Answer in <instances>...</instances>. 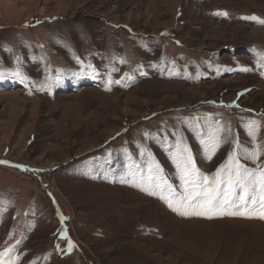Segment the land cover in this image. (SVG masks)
Here are the masks:
<instances>
[{"label": "rangeland", "instance_id": "rangeland-1", "mask_svg": "<svg viewBox=\"0 0 264 264\" xmlns=\"http://www.w3.org/2000/svg\"><path fill=\"white\" fill-rule=\"evenodd\" d=\"M251 17L264 0H0V264H264ZM188 157L201 179L238 158L218 198L248 215L170 209L199 191Z\"/></svg>", "mask_w": 264, "mask_h": 264}, {"label": "snow or ice", "instance_id": "snow-or-ice-1", "mask_svg": "<svg viewBox=\"0 0 264 264\" xmlns=\"http://www.w3.org/2000/svg\"><path fill=\"white\" fill-rule=\"evenodd\" d=\"M250 19L257 20L256 17H251ZM258 23L264 24V20H257ZM246 71L248 69H245ZM255 121L250 122L254 124ZM214 151V148L212 149ZM183 151H187L184 149ZM257 156L256 152L251 153L250 157L245 158H255ZM230 163L226 166H221L217 169L216 174L213 178L200 177V174L195 169L191 157H188L186 161L180 166L181 179L185 184H190L192 186H198L199 191L191 193L187 196L180 197L174 206L173 203L167 201V198L161 196L160 199L165 200L168 203V207L174 212H178L182 216H205L207 218H213V216H246L248 213L245 212H232L222 210L220 205V200L218 198V193L220 192V185L227 183L230 187H236L243 185L246 181L247 169L239 162V159L229 158ZM0 163H5L0 161ZM16 167H23L22 165H16ZM224 172V176L221 173ZM261 187L264 189V173L261 174ZM227 196V193L224 194ZM264 201V196L261 197ZM224 203H227L225 199ZM260 219H264V203L261 204V209L258 214ZM251 218V217H249ZM69 246L71 247V242L69 241Z\"/></svg>", "mask_w": 264, "mask_h": 264}, {"label": "bare ground", "instance_id": "bare-ground-1", "mask_svg": "<svg viewBox=\"0 0 264 264\" xmlns=\"http://www.w3.org/2000/svg\"><path fill=\"white\" fill-rule=\"evenodd\" d=\"M69 81V80H68ZM55 165V164H52V166Z\"/></svg>", "mask_w": 264, "mask_h": 264}]
</instances>
